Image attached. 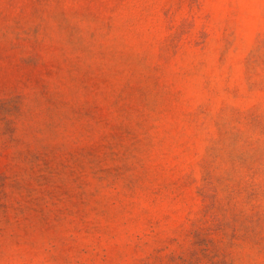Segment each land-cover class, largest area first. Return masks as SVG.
I'll return each instance as SVG.
<instances>
[{
	"label": "rangeland",
	"instance_id": "rangeland-1",
	"mask_svg": "<svg viewBox=\"0 0 264 264\" xmlns=\"http://www.w3.org/2000/svg\"><path fill=\"white\" fill-rule=\"evenodd\" d=\"M0 264H264V0H0Z\"/></svg>",
	"mask_w": 264,
	"mask_h": 264
}]
</instances>
